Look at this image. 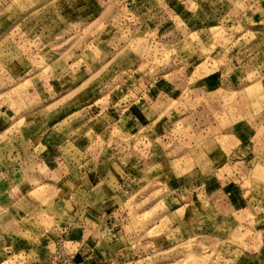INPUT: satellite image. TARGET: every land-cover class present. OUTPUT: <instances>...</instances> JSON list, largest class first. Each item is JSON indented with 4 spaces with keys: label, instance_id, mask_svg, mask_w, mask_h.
Segmentation results:
<instances>
[{
    "label": "rangeland",
    "instance_id": "rangeland-1",
    "mask_svg": "<svg viewBox=\"0 0 264 264\" xmlns=\"http://www.w3.org/2000/svg\"><path fill=\"white\" fill-rule=\"evenodd\" d=\"M0 121L2 264H264V0H0Z\"/></svg>",
    "mask_w": 264,
    "mask_h": 264
},
{
    "label": "crops",
    "instance_id": "crops-1",
    "mask_svg": "<svg viewBox=\"0 0 264 264\" xmlns=\"http://www.w3.org/2000/svg\"><path fill=\"white\" fill-rule=\"evenodd\" d=\"M10 127L11 126L3 127V122L0 121V137ZM30 143V148H32L30 152H35V149L38 147L36 144L37 142H32V140H30ZM41 147L42 150H44L41 152L43 157L45 158L47 155L51 157L52 146L46 144L45 146L43 145ZM16 151L18 152L19 150L17 149ZM10 156L8 152L0 150V227L3 230L7 229L5 233L0 232V240L3 242L7 241V244H4L7 246L3 247L4 249H7L5 250L6 252H0L1 264L7 262L8 259L10 260L16 255V253L12 251L15 245L21 242V244H23L24 239L33 237L32 234L34 235V232L30 230V227L23 224L22 222L25 219L28 220L30 213L33 209H35V206L30 209V206L28 210L27 207L24 206V202L25 200H31L30 196L33 195L32 193L35 190V187L30 185L29 181L30 179H34L36 177V173L31 172L29 174L23 172L21 169V163L32 162V159H34L35 156L37 157V155L30 154V156L28 155V157L25 159L23 156L20 157L19 154L11 152ZM15 158H17V160ZM47 184L48 183H44V185ZM32 202L33 203L31 204L34 205V198ZM33 214H36L37 222L41 223L42 219L39 218L38 214ZM68 230L71 233L72 228H68ZM64 231L65 229L63 230V227H61L60 233H63ZM66 234L67 233L65 232L64 236H66Z\"/></svg>",
    "mask_w": 264,
    "mask_h": 264
}]
</instances>
